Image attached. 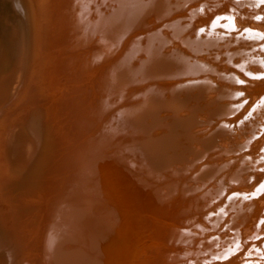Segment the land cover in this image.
<instances>
[{"label": "bare ground", "instance_id": "obj_1", "mask_svg": "<svg viewBox=\"0 0 264 264\" xmlns=\"http://www.w3.org/2000/svg\"><path fill=\"white\" fill-rule=\"evenodd\" d=\"M12 1L0 0V179L12 183L0 184V264H264V211L249 212L264 206V172L255 169L264 167V0ZM91 13L99 21L88 28ZM44 31L51 45L39 39ZM28 57L38 59V79L15 97ZM41 85L48 103L26 110ZM11 98L19 102L6 111ZM219 120L228 129L214 132V150L235 152L263 134L258 153L236 165L200 151L205 138L194 129ZM9 121L20 124L5 133ZM83 131L90 177L75 171ZM179 136L212 166L207 181L182 173L198 157L159 173L142 162L166 157ZM70 173L83 181L80 193L56 195Z\"/></svg>", "mask_w": 264, "mask_h": 264}, {"label": "rangeland", "instance_id": "obj_2", "mask_svg": "<svg viewBox=\"0 0 264 264\" xmlns=\"http://www.w3.org/2000/svg\"><path fill=\"white\" fill-rule=\"evenodd\" d=\"M12 3H13V1L12 0H10ZM102 1V0H101ZM105 1H107V0H105ZM104 1V2H105ZM48 2H50V0H43V3H44V6L46 5V3H48ZM15 5V4H14ZM16 6V5H15ZM83 8L85 9V4L84 5H81L80 6V11L81 10H83ZM79 11V12H80ZM21 15H22V13H20ZM91 15L93 16V13H91ZM97 15L95 14V17L93 16V21L94 22H89V16L88 17H86V19H85V23H86V27H88V28H92V27H94V24H95V22L96 21H99V18H97L96 17ZM95 26H96V24H95ZM29 29H30V27H29ZM164 30V29H163ZM165 32V31H164ZM31 38H32V35H30V41H29V44H30V46L32 45V41H31ZM38 38V37H37ZM39 39L40 40H42L43 41V43H44V45H51V43H50V41L51 40H49V37H48V33L46 34V32L44 31V33H42V34H40L39 35ZM30 49V48H29ZM32 51H33V48H32ZM34 51H35V49H34ZM35 55L37 56V54H36V51H35ZM37 61H38V59L37 60H29V57H28V60H27V63L26 64H23V66H22V69H21V72H22V77H21V82H20V84H19V81L17 82V84H19V88H20V90H19V92L17 93V91L16 92H14V96L16 97V95H18V96H21V97H24V95L27 93V91L30 89V87L31 86H34V82L38 79L37 78V76H38V74H37V72L36 73H34V71H33V69H34V67L37 65ZM24 66H25V70H24ZM221 66V67H220ZM216 67H217V69L218 70H221L222 69V67L223 68H225L226 69V71H229L228 69H227V67L224 65V64H217L216 65ZM124 68L126 69V70H131L132 71V65H130V66H127V65H125L124 66ZM106 70H108L110 73H111V71L109 70V67L108 68H106ZM109 73V74H110ZM207 75V74H206ZM126 76H128V74L126 75ZM109 78V81H108V83L110 84V85H113L112 83H114L112 80L113 79H116L117 77L116 76H114V75H111V76H109L108 77ZM174 80H175V77L174 78H172V79H169L168 77L166 78V80L163 78V77H161L160 78V81H164V83H167V82H169V84H172L173 82H174ZM139 81H141V79L140 80H138V83H139ZM137 83V84H138ZM33 84V85H32ZM199 85H201V81L200 82H198V84L196 85L197 86V89H198V87H199ZM106 86L107 85H104V86H102V88L103 89H105L106 88ZM235 86H237V85H235ZM235 86H234V88H235ZM140 86H135L134 88H139ZM201 87V86H200ZM147 88H148V86H145V87H142L141 89H142V91L143 92H145V91H147ZM182 89V91H180V92H178V95H184V93H185V90L186 89H183V88H181ZM196 90V89H195ZM138 92H139V90H137L136 92H134V93H136V94H138ZM188 92H189V90H188ZM152 93H155V92H152ZM16 94V95H15ZM34 94H36L35 95V97L34 98H36L37 97V100H39L40 99V102L39 103H37V101H35V103H30V104H28V106L26 107V110L29 108V107H31V108H33L34 109V106H36V105H38V104H40V105H42L43 104V106L45 105V103H48L47 101H48V99H47V91H46V87L44 86L43 87V85H41V87L39 86L38 88H36V91H35V93ZM33 94V95H34ZM189 94H190V92H189ZM129 96L130 97H132L133 98V95L132 94H128V97L127 98H129ZM14 97V98H15ZM31 97V96H30ZM189 98V97H188ZM189 100V99H188ZM14 102V103H13ZM17 102H19V101H16L15 102V99L13 100V98H11V100L9 101V103H7V107H6V111H9L10 109H12V108H14L15 107V105H16V103ZM200 103L201 104H204L203 102H201L200 101ZM212 110H213V112L214 113H218L219 112V109H213V108H211ZM210 109V110H211ZM244 109V108H243ZM26 112V111H25ZM24 112V113H25ZM240 112H241V110H238L237 112H235L232 116H238L239 114H240ZM230 116V114L229 115H227L226 117H229ZM28 117V116H27ZM125 117V118H124ZM182 117H185L186 119L189 117V115L187 114V113H184V115L182 116ZM29 118V117H28ZM126 118L128 119V116H123V118L122 119H125V121L128 123L127 125L128 126H131L130 124H129V122H128V120H126ZM20 119L22 120V122H24L26 119H24V118H21L20 117ZM24 120V121H23ZM214 120V119H213ZM17 123H19V122H13V121H9V122H7V124L4 126V128H3V132H5V133H7V131H6V127H9V125L11 124V125H13V127H12V129L11 130H13L14 128H15V126H16V124ZM20 124V123H19ZM18 125V124H17ZM207 125V124H206ZM205 125V123H202V125H200V127L198 126L196 129H194V131H196L197 132V136H202V135H204V138H205V140H203V141H201L200 143H199V150L200 151H205V152H208V155H213V156H217L219 159H221L222 161L224 160V159H226V158H230L229 160H230V162L232 163V164H234V163H237V162H239V155H243V156H247L248 157V154H249V156H253V155H255V153H258V150H259V148H260V146L263 144L262 142H263V140H262V135L260 136V135H258V137L255 139V138H253L252 140H251V142L249 143V145L246 147V148H244V149H241V147H239V149L237 150H235V152H231V151H225V152H223L222 151V149L221 148H215L216 150H214L213 149V145L214 144H216L215 143V141H214V132L217 130V129H219V128H223L224 130L225 129H228L227 127H226V125H223V122L221 121V120H219L218 121V124H216L215 126H213L210 130L209 129H204L203 130V133H198L199 131H201L200 129L202 128V127H205L206 126ZM24 126V125H23ZM210 126V123H208V126L207 127H209ZM132 127V126H131ZM132 128H134V127H132ZM10 130V131H11ZM232 131H233V129H231ZM9 131V132H10ZM161 131V132H160ZM173 131H176L175 129H173ZM158 132H160V133H163L162 132V129H160ZM9 134V133H8ZM84 134H85V132L83 131V132H81V134L79 135V141H83L81 144H80V146L78 145V147H77V149H76V151H75V154H77L78 156V159H80V160H83V164H81L82 165V168L80 169V170H78V169H75V167H74V169H75V171H76V174L78 175V176H81V177H84V175H86V176H89V174L90 175H92V169H91V163L93 162V158H95L94 156H93V148H90V149H92V150H90V152L91 153H87L86 154V151H87V149L89 148V146H85L84 147V151H81L80 152V150H81V148H82V145H83V143H84V141H86V139H85V136H84ZM34 135V134H33ZM118 135V133H117V131L116 132H114V138H117V137H115V136H117ZM154 134L152 133V132H150L149 133V136H153ZM234 135V134H233ZM140 137V135L139 136H136L135 137V139H133V142H129V143H131V144H133L134 146H135V142H136V140L138 139ZM178 139H180V141H175V140H173V141H171L170 143H168V145H166V147H165V150H163L162 151V155H164V156H166V157H164V158H162V159H159V161H150L149 159H147V158H143L142 156H141V152H139V156H141V159H142V162L143 163H145L146 165L148 164V166L149 167H151V168H153V169H155L156 171H157V173H159V170H160V168L162 167V165H164L165 163H167V164H169V166H171L172 164H176V163H186L187 161H188V158L190 157L192 160H194V158L195 157H198V159H197V161L200 159V161L199 162H201V164L200 165H198V167H195L193 170H190L189 172H185V170H184V172H182V173H184L185 175L187 174V173H191V174H193V178H192V180H203V181H207V180H205V179H203V176L205 175V174H208V173H210L211 171H212V166H209V165H207V164H203V161L205 162L206 161V159H204V158H201L202 156H196L198 153V151L197 150H195V149H191V150H187V148H186V146H184V144H190L191 142H189V140L188 139H186L184 136H179V137H177ZM38 143H39V141H38ZM187 145V146H188ZM196 145V144H195ZM264 146V145H263ZM261 147L260 149L262 150V152H264V147ZM252 150V151H251ZM95 152V151H94ZM136 154H138V150H136ZM235 155H238V156H235ZM231 159H233V161L231 160ZM77 163V162H76ZM78 164V163H77ZM203 164V165H202ZM79 165V164H78ZM202 165V166H201ZM236 165H238V163L236 164ZM135 166V165H134ZM136 166L139 168V166H138V163L136 164ZM236 167V166H235ZM198 168V169H197ZM217 168L219 169V167L217 166ZM33 169H36V165H34L33 166ZM255 169L257 170V171H259V172H264V167H261V166H255ZM139 171L141 170V171H143L142 169H138ZM117 171H119V170H116L115 172H117ZM166 175V174H165ZM74 176H75V174H74ZM5 177H7V176H5ZM71 177H73V175L70 173L67 177H64L63 179H62V181H61V183L59 184V186L57 187V189L55 188V194L57 195L59 192H61L62 194L65 192L66 193V195L65 196H71L72 194H73V191L74 192H79L80 193V190H81V188L83 187V181L82 180H80L79 182H76V183H74V182H70V181H68V179L69 178H71ZM90 177V176H89ZM165 176H160V180L162 179V178H164ZM196 177H199V179H196ZM0 184L2 185V184H5V185H7V187H10L9 185H11L12 183H10V180L9 179H7V178H4V179H0ZM261 182H264V178L261 180ZM263 191H264V183H263ZM135 191H136V194L135 195H137V196H139V194H140V190H137V189H135ZM263 191H261L260 192V194H262V192ZM12 193H14V191H11ZM110 194H106V196L108 197ZM101 198V197H100ZM96 199H98V198H95V200ZM109 201H111V203H114V204H117V199H114V198H111V197H108L107 198ZM0 206H2V204L0 203ZM1 208V207H0ZM260 210V211H264V206L262 205V204H259V205H257V206H255V208L254 209H251L249 212L251 213V212H254L255 210ZM252 210H254V211H252ZM1 212H2V210H0V216H1ZM8 214L6 215V216H8V217H6V216H4L5 214H2V216L3 217H5V220H7L10 216H11V213H10V211L9 212H7ZM11 218V217H10ZM9 218V219H10ZM245 217H241L239 220H242V219H244ZM8 219V220H9ZM15 220H16V218H14ZM18 219V218H17ZM253 219H255V216L253 215L252 217H251V219L248 221V223H256V221L255 220H253ZM245 220V219H244ZM0 221H1V218H0ZM1 223V222H0ZM18 224H19V222H18ZM22 226V225H21ZM18 228V227H17ZM18 229H20L21 230V228H18ZM12 229L9 231V237L11 236V234H12ZM14 231V230H13ZM17 231V230H16ZM249 237V236H248ZM247 237V238H248ZM255 239V238H254ZM254 239H251V241L252 240H254ZM17 245V244H16ZM18 247V246H17ZM15 247L12 245V248L10 249L11 251H12V253H14L13 252V249H14ZM22 249V250H21ZM25 249V246H22V248L19 246L18 247V251H20V252H24V255H28V252H27V250H24ZM249 249H250V247H249ZM30 255V254H29ZM21 258H22V256H21ZM26 262H28V257H27V260L26 261H24L22 264H25ZM219 262H221V261H219Z\"/></svg>", "mask_w": 264, "mask_h": 264}]
</instances>
